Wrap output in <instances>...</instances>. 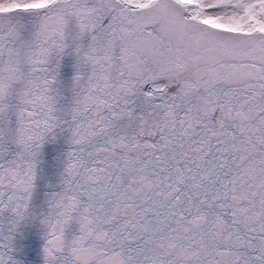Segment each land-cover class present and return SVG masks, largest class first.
<instances>
[{
    "label": "snow or ice",
    "instance_id": "1",
    "mask_svg": "<svg viewBox=\"0 0 264 264\" xmlns=\"http://www.w3.org/2000/svg\"><path fill=\"white\" fill-rule=\"evenodd\" d=\"M0 264H264V0H0Z\"/></svg>",
    "mask_w": 264,
    "mask_h": 264
}]
</instances>
